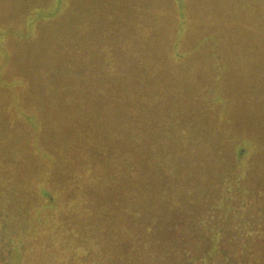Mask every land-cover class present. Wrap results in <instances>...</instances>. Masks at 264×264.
<instances>
[{"label": "trees", "instance_id": "trees-1", "mask_svg": "<svg viewBox=\"0 0 264 264\" xmlns=\"http://www.w3.org/2000/svg\"><path fill=\"white\" fill-rule=\"evenodd\" d=\"M163 41L149 46L145 40L139 54L107 60L120 85L107 80L93 89L96 82L85 90L69 87L57 129H65L64 141L76 151L63 162L50 158L48 168L43 164L34 192L47 202L42 208H23L29 199L23 185V195L13 197L0 159V264H264V85L255 75L264 74V63L223 57L208 41L191 46L180 38L165 47ZM207 73L229 84L224 101L230 105L222 116L223 127L232 129L225 138L234 168L226 172L212 170L202 151L171 148L167 115L177 81L196 83L191 75ZM237 73L253 74V101L233 93ZM200 84L187 95L196 98L195 106ZM46 111L47 124L35 115H27L26 124L33 131L49 126L50 105ZM19 155H11L13 166L24 174ZM72 186L81 194L85 186L95 191L66 203L73 212L69 230H62L61 189Z\"/></svg>", "mask_w": 264, "mask_h": 264}, {"label": "rangeland", "instance_id": "rangeland-1", "mask_svg": "<svg viewBox=\"0 0 264 264\" xmlns=\"http://www.w3.org/2000/svg\"><path fill=\"white\" fill-rule=\"evenodd\" d=\"M180 38L191 46L207 41L215 44L226 58L264 63V0H0V159L13 197L23 195L21 185L29 193V199L23 202L25 210L42 208L47 203L41 195L34 194L46 171L43 164L48 168L50 158L63 162L76 151L75 145L71 150L72 145L65 143V129H57L62 125L58 106L69 87L85 90L89 83L96 82L93 89L104 86L107 80L111 85H120V75L107 70L109 58L118 60L128 53L139 54V44L145 40L149 46L164 40L165 47ZM128 43L135 44L134 49H127ZM259 72L256 78L261 77L264 85V74ZM90 73L92 76L84 84ZM190 77L196 83L186 81L182 86L177 81L179 91L169 102L171 148L174 152L202 151L212 170L226 172L234 168L225 138V133L231 136L232 129L227 130L225 124L223 127L222 116L230 105L224 101L229 94L227 77L215 79L214 75L212 80L211 73ZM252 78L253 74L244 73L231 76V89L233 93L240 92L241 100L249 99L253 93L250 89L256 83L253 80L250 84ZM199 83L204 93L195 106L192 102L196 98L188 101L187 95L196 88L193 84ZM216 96L222 100L215 102ZM253 99L256 96L251 95ZM48 105L54 117L50 127L45 128L51 132L43 126L33 131L26 124L27 115H35L42 125L47 124ZM16 153L23 157L24 174L13 166L11 155ZM27 178L35 182L30 185ZM70 188L74 187L61 189L64 192L59 201L66 214L62 227L73 212L66 203L76 204L79 195L89 198L95 191L85 186L81 194ZM53 212L60 222L61 212ZM62 230H69V226ZM38 248L39 244L32 247L33 255L38 254Z\"/></svg>", "mask_w": 264, "mask_h": 264}]
</instances>
